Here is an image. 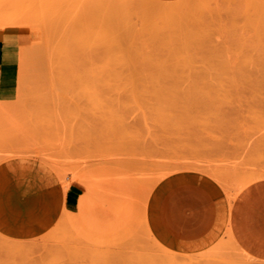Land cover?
<instances>
[{
    "label": "rangeland",
    "instance_id": "1",
    "mask_svg": "<svg viewBox=\"0 0 264 264\" xmlns=\"http://www.w3.org/2000/svg\"><path fill=\"white\" fill-rule=\"evenodd\" d=\"M259 2L0 0V26L28 22L0 27L3 64L18 55L19 65L17 101L0 108V162L35 157L92 192L86 208L76 202L38 240L19 241L35 247L25 256L31 264H133L138 251L142 264H167L146 220L162 179L204 173L233 201L264 176ZM256 77L262 82H250ZM220 239L174 255L264 264L239 253L227 233ZM10 241L0 236V264H28L3 251Z\"/></svg>",
    "mask_w": 264,
    "mask_h": 264
},
{
    "label": "crops",
    "instance_id": "2",
    "mask_svg": "<svg viewBox=\"0 0 264 264\" xmlns=\"http://www.w3.org/2000/svg\"><path fill=\"white\" fill-rule=\"evenodd\" d=\"M5 38L0 33V108L17 101L18 94V55L15 65L3 64ZM12 46L16 49L13 42ZM18 157L0 162V235L17 241L33 240L55 227L83 196L84 187L73 182L64 184L57 171L41 159ZM196 192L207 199L203 202L198 199L199 206L191 207L185 199ZM233 204L225 188L214 178L200 172L183 171L165 177L154 188L148 201L146 220L153 237L164 248L175 253H196L231 232ZM233 218L238 219L236 212Z\"/></svg>",
    "mask_w": 264,
    "mask_h": 264
},
{
    "label": "bare ground",
    "instance_id": "3",
    "mask_svg": "<svg viewBox=\"0 0 264 264\" xmlns=\"http://www.w3.org/2000/svg\"><path fill=\"white\" fill-rule=\"evenodd\" d=\"M175 6V5H174ZM183 6V5H181ZM256 6H258V11H259V16L256 19L255 25L257 27H259L261 30L260 35L263 37L264 39V2H259ZM146 7H150L149 9L152 8V10H158L159 12L162 11L163 15H168L167 12H169L170 10L172 11V8L170 7H165V6H160V4H153V3H149L147 4ZM174 8V7H173ZM181 8V7H180ZM175 10V9H174ZM178 10V9H177ZM113 11V10H112ZM114 12V11H113ZM153 12V11H152ZM158 12V13H159ZM174 12V11H173ZM118 14L117 12H114ZM122 13V12H121ZM171 13V12H169ZM110 14V12H109ZM161 14V13H160ZM116 15V14H115ZM115 15L113 16V14L111 15L115 17ZM120 16L122 14H119ZM120 16H118L120 18ZM23 20V21H22ZM26 23H28L27 21H25V19L20 18L18 19L16 18H12L10 19L8 22L2 24V26L0 27H4V26H18L21 27L22 25L27 26ZM30 23V22H29ZM1 25V24H0ZM21 25V26H19ZM30 25V24H29ZM262 54H264V48L262 49ZM258 72H256L257 74ZM261 75H264V72H262ZM260 75V76H261ZM258 77V76H257ZM255 78L253 80H251L250 82L256 84V83H260L262 82L259 78ZM264 81V80H263ZM19 158V157H18ZM25 158V157H24ZM35 161V160H34ZM164 171V168H160ZM159 169V170H160ZM165 172V171H164ZM170 174V173H169ZM77 176L74 177L73 180H77L79 181V183H81L82 185L85 186V191L83 193V196L77 199V207L79 209H84L86 208L85 206H88L91 201V199L89 200V198H91L90 193V187H89V183L86 180L78 179ZM158 178V177H157ZM264 176H261L258 179H254L253 181H251L246 187H243L238 194H236V196L233 198L234 204L232 206V214H231V222H232V229L231 232H227L228 236L231 239V242L233 243V245L236 247V249H238L237 251H239V253L241 252L242 255H245V257L250 260L251 262H261L264 263ZM69 179V180H70ZM68 180V181H69ZM71 181V180H70ZM180 181V180H179ZM64 183V182H63ZM70 183V182H69ZM78 183V182H77ZM65 184V183H64ZM67 184V182H66ZM180 184V183H179ZM37 185V184H36ZM74 185V184H73ZM78 185V184H77ZM79 186V185H78ZM155 186V185H154ZM180 186V185H179ZM28 187V186H27ZM26 187V190H28L29 188ZM82 187V186H81ZM179 188V187H178ZM201 188V187H200ZM193 189V188H192ZM195 189V188H194ZM31 190L32 187H31ZM182 190V189H181ZM201 190V189H200ZM208 190V189H207ZM186 191V190H185ZM193 192V191H192ZM177 193V192H176ZM182 193V192H181ZM180 193V194H181ZM36 194V193H35ZM34 196V195H32ZM40 196V194H39ZM168 196V195H167ZM30 197V196H29ZM180 197V196H179ZM38 198V197H37ZM169 198V197H168ZM182 198V197H181ZM34 199V198H32ZM198 199H201L200 202H203L205 199L204 195L201 193L196 192L195 194H189L187 196V199H185V201L187 202V204H189L191 207H196L199 206L200 202H196ZM166 200L168 201V199L166 198ZM165 200V201H166ZM183 200V199H182ZM173 201V200H172ZM151 202V201H150ZM170 202V201H169ZM181 202V200H180ZM30 203V202H29ZM34 203V202H33ZM171 203V202H170ZM169 203V204H170ZM146 204V203H145ZM179 204V203H178ZM28 205V204H27ZM33 205V204H32ZM240 205V206H239ZM167 206V205H166ZM181 206V205H179ZM25 207V206H24ZM31 207V206H30ZM187 207V206H186ZM215 208V207H214ZM23 209V208H22ZM168 209V208H167ZM182 209V208H181ZM206 209V208H205ZM211 209V207H210ZM24 210V209H23ZM180 210V208H179ZM198 210V209H197ZM182 211V210H181ZM190 211V210H189ZM213 211V210H212ZM211 212V211H210ZM237 213L238 215V219L235 221L233 218V213ZM178 213V212H177ZM193 214V212H192ZM191 214V215H192ZM201 214V213H200ZM207 215V213H206ZM178 216V215H177ZM189 216V215H188ZM202 217V216H201ZM205 217V216H204ZM170 218V217H169ZM188 218V217H187ZM204 220V219H202ZM175 221V220H174ZM190 222V221H187ZM196 222V221H195ZM205 222V221H204ZM202 222V223H204ZM229 222V220H228ZM184 223V222H183ZM198 223V222H197ZM209 223V222H208ZM174 224V223H173ZM186 224V223H185ZM199 224V223H198ZM189 225V224H188ZM199 226V225H198ZM210 226V225H209ZM166 227V226H165ZM180 227V226H179ZM197 227V226H196ZM227 227V226H226ZM229 227V226H228ZM198 228V227H197ZM230 228V227H229ZM168 229V228H167ZM211 229V228H210ZM178 230V229H177ZM181 230V229H180ZM186 230V229H184ZM189 230V229H188ZM208 230V229H207ZM227 230V229H226ZM230 230V229H229ZM194 231L196 232V228H194ZM149 234V231H147ZM203 232V231H202ZM207 233V232H206ZM46 234V233H45ZM152 234V233H151ZM150 234V236H151ZM181 234V233H180ZM1 236V235H0ZM43 236V235H42ZM188 236V235H187ZM190 236V235H189ZM224 236V235H223ZM3 237V236H2ZM201 237V236H200ZM5 238V237H3ZM155 238V237H154ZM178 238V237H177ZM39 239V238H38ZM37 239V240H38ZM152 239V238H151ZM157 239V238H156ZM159 239V238H158ZM157 239V240H158ZM236 239V240H235ZM22 241V240H20ZM25 241V240H23ZM42 241V240H41ZM153 241V239H152ZM156 241V240H155ZM174 241V240H173ZM192 241V240H191ZM221 241V239L219 240ZM218 241V242H219ZM36 242V241H34ZM158 242V241H157ZM198 242V241H197ZM196 242V243H197ZM159 243V242H158ZM37 244V243H36ZM43 244H45L43 242ZM217 244V243H216ZM214 244V247L215 245ZM41 246H43L42 244H39ZM180 245V244H179ZM36 246V245H35ZM1 247L3 248V251L5 249V252L11 255H16V256H23L22 260H26V262L28 264H31L34 260L32 259H26L25 256L27 255V253L31 252L32 249H34L31 245H24L23 242H19V241H10V242H6L4 243V245ZM206 247V246H205ZM204 248V247H203ZM164 256L162 258H164V261L167 264H196L197 262H193V263H187L180 261L179 259H177V256L174 255V252L172 251H168V249H164ZM162 250V251H163ZM207 251V250H206ZM204 251V252H206ZM51 252V251H50ZM139 252V251H138ZM138 252H135V256L133 257V264H139L141 262V264L143 263V259L144 257H142V253L137 254ZM188 253V252H187ZM194 253V252H193ZM145 254H147L146 256H150L151 254L146 252ZM199 254V253H198ZM203 254V253H202ZM139 255V256H138ZM144 255V253H143ZM183 255V254H182ZM194 255V254H192ZM196 255V254H195ZM138 256V257H137ZM191 256V255H189ZM183 257V256H182ZM187 257V255H186ZM185 257V258H186ZM136 258V259H135ZM140 258V259H139ZM152 258V255H151ZM179 258V256H178ZM181 258V257H180ZM129 263H131V261ZM192 262V260L190 261ZM201 264H213L212 262H203Z\"/></svg>",
    "mask_w": 264,
    "mask_h": 264
}]
</instances>
